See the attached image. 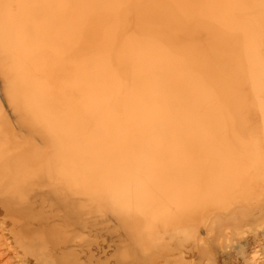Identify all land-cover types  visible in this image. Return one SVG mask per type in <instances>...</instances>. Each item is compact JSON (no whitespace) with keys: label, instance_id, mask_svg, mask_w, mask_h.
<instances>
[{"label":"bare ground","instance_id":"1","mask_svg":"<svg viewBox=\"0 0 264 264\" xmlns=\"http://www.w3.org/2000/svg\"><path fill=\"white\" fill-rule=\"evenodd\" d=\"M263 197L264 0H0V215L37 206L46 264H155Z\"/></svg>","mask_w":264,"mask_h":264},{"label":"rangeland","instance_id":"2","mask_svg":"<svg viewBox=\"0 0 264 264\" xmlns=\"http://www.w3.org/2000/svg\"><path fill=\"white\" fill-rule=\"evenodd\" d=\"M9 126H12V124ZM30 132L31 133H28V135L26 134L27 136L24 135L25 137L21 139V141L20 139L17 141L20 143H28L31 138L33 139V137L36 136L32 132V130H30ZM30 135L33 136L31 137ZM28 136L31 138L29 139ZM35 138V141L39 143V139L37 138V136ZM32 139L30 140V142L33 141ZM262 199H264V197L260 200ZM255 202L251 204L259 205L257 207L254 206V210H252L251 208L248 209L250 206L252 207L250 203H242V207H245V209H242L241 205H239L241 208L238 207L236 209V213L239 215L238 219L233 220L234 223L232 225L225 224L224 226L220 227V229H217L216 227V229L210 228V230H213L212 232L209 231V238L208 236H206V234L205 236H203L204 241H202L201 239L192 241V238L190 237H178L177 241H180L181 239V241L179 242V246L181 247L180 251L182 252V254L177 255V253H181L176 250L177 248L171 250V252L169 248H164L165 250L162 249L160 252H158L159 259L156 260L157 263L155 264H166V258H171L173 256L176 257V255L177 257L175 259H167L169 264H185L184 260L187 261L188 259L189 262L187 261L186 264H264V201L260 202L258 200V202ZM249 204L250 206H246ZM36 207L37 206H35V209ZM35 209H33L34 211L30 213V223H32V225L30 226V231H27L23 227V222L21 219L9 220L0 215V264H46L47 262L45 260V256H43L44 251L46 249L51 250L50 246L52 245H59V240L48 241L44 239L43 236H39L43 234L39 230H37L36 227H38V224L44 225L45 220L40 218L39 216H36L38 214L36 213L37 211ZM96 223L98 224V226H101V223L98 220H96ZM206 237L207 239H209V241L207 239H204ZM85 239L86 237L84 238V240ZM188 240H191L190 243L188 242ZM198 240H201L200 242H202V244L204 243L208 247L205 246V248L204 245L202 247ZM196 241L199 243V245H197L198 243H194ZM183 243L184 245H182ZM43 244L44 246L41 247ZM188 246L190 248H187ZM197 247L199 250L197 249ZM202 248L203 250L204 248L206 249L204 251H207V254L205 253V255L201 256V253L199 255V253L195 251L203 252ZM53 253L54 252L52 251V256H54ZM185 254L186 257H184ZM197 254L199 256H197ZM188 255L191 257H189ZM194 255L197 257H195ZM162 256L166 257L164 258L165 260ZM192 259L193 261L195 260L193 263ZM122 263L126 264L125 262L114 260L107 261L105 264Z\"/></svg>","mask_w":264,"mask_h":264}]
</instances>
